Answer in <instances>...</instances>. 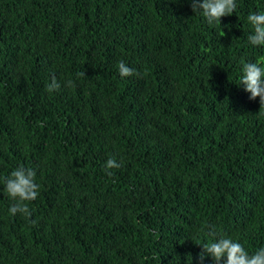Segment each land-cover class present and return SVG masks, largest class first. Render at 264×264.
<instances>
[{"label":"trees","instance_id":"16d2710c","mask_svg":"<svg viewBox=\"0 0 264 264\" xmlns=\"http://www.w3.org/2000/svg\"><path fill=\"white\" fill-rule=\"evenodd\" d=\"M236 4L210 25L189 0H0V264H199L208 225L264 247V109L236 85L264 0Z\"/></svg>","mask_w":264,"mask_h":264},{"label":"clouds","instance_id":"9594fccd","mask_svg":"<svg viewBox=\"0 0 264 264\" xmlns=\"http://www.w3.org/2000/svg\"><path fill=\"white\" fill-rule=\"evenodd\" d=\"M191 10L194 14L202 15L208 24L221 21L222 17L230 16L236 10V0H189ZM252 25V32L247 39L252 46H264V11L252 12L247 17ZM242 75L237 86L243 85L244 91L250 93L249 99L255 100L259 97L260 109H264V61L243 62ZM119 75L129 77L135 73L124 62L118 65ZM84 76L85 72L77 74ZM69 86L72 81H68ZM61 85L53 75L47 85L49 93L58 91ZM122 166L114 157L105 162V169L109 176L113 175L111 169H119ZM39 184L36 183V171L30 167L19 166L11 171L10 175L3 178V191L14 201L9 212L30 216L28 204L39 194ZM207 235L211 241L201 245V251L197 254L199 264H204L205 259L210 256L212 264H264V247L253 253H249L245 247L232 237L218 235L213 225L207 226ZM191 256V254H189Z\"/></svg>","mask_w":264,"mask_h":264}]
</instances>
